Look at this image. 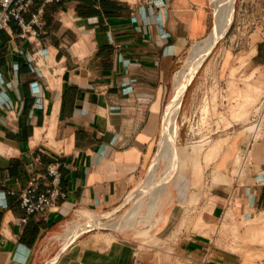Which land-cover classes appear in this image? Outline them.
I'll return each mask as SVG.
<instances>
[{"label": "crops", "instance_id": "crops-1", "mask_svg": "<svg viewBox=\"0 0 264 264\" xmlns=\"http://www.w3.org/2000/svg\"><path fill=\"white\" fill-rule=\"evenodd\" d=\"M40 5L38 40L22 37L16 19L0 33V264H39L53 251L51 236L57 264H155L154 245L111 231L82 234L63 249L58 242L76 214L118 205L152 161L175 74L214 28L210 0H36L32 9ZM234 12L179 114L176 210L207 212L214 229L264 222V0H237ZM196 146L222 147L216 157L199 155V177L184 168ZM51 163L67 195L22 222L20 193L33 177L46 190ZM195 225L163 239L175 262L264 264V240L246 245Z\"/></svg>", "mask_w": 264, "mask_h": 264}, {"label": "rangeland", "instance_id": "rangeland-1", "mask_svg": "<svg viewBox=\"0 0 264 264\" xmlns=\"http://www.w3.org/2000/svg\"><path fill=\"white\" fill-rule=\"evenodd\" d=\"M210 4L213 16H215L216 4H218V1L210 0ZM234 6L236 8L237 0H235ZM227 37L228 34L225 33L224 36L218 42H224ZM192 48L193 46L190 47V49L188 50L186 57L182 61L177 72L187 66L189 60L191 59ZM198 69L196 70L195 74L197 73ZM194 76L191 78L190 82L193 80ZM175 86L176 80L174 78L173 92ZM166 111L167 110L164 109V114ZM179 114L180 109L176 115V124L178 127V131L180 128ZM165 117L161 135L157 140V145L153 154V158L150 162L151 165L149 163L150 168L149 165L146 167L143 175L138 179V181L126 194V198H124L119 203L121 204L119 209L111 217L105 219V222L103 224L97 225L101 227H95L85 232L84 234L96 231H111L112 233L118 235L136 238L142 242L146 241L148 242V244L154 245L156 247L155 255L157 256V258L154 262L155 264H182V261L179 258H177V261L175 262V253H172L171 243L163 242V239L168 238L167 240L169 241L175 240L178 236V231L181 229V226H183L184 224H191L193 221L196 224V229L201 230L202 232L207 234L212 231H215L220 236H227L229 234L237 235L239 239L241 238V240L246 245H250V243H253L255 241L257 243H262L264 240V222H262L261 218H256L254 219V221H249V223L246 224L245 222L242 223L244 227L237 224H234L232 226L226 224L220 228L218 227L214 229L213 227H210L208 225L209 214L207 212H201L198 215H193V213L187 211L186 215H178L175 203L176 200L173 194V182L181 168L180 159L182 153L184 152V148L181 146V144H179L176 138L175 154L173 157H171L172 159L169 160V158L166 156H162L161 158H159V148L162 143V137L165 126ZM190 150L191 154L192 152L194 153L196 151V161L190 164H186L184 168L187 169L188 167H192L194 169L192 173L193 176L199 177L203 171V166L201 162H199V155L204 153L206 157L209 154H212L213 157H216L221 153L222 147L217 146L213 148H207L202 146H196L194 148H191ZM153 174L155 177L153 176ZM150 175H152V177ZM150 177H154L155 180L152 181L150 186L147 188V185L149 183L148 180H150ZM217 180H221V177L218 176ZM141 190H143L144 193ZM130 192L132 194V199L127 198ZM106 211L107 210L92 211V213L90 211H86L85 214L88 213L92 214L93 216H97L98 214L104 213ZM80 216L81 214L79 213L72 218V223L74 225H72L71 227L72 232H74L75 228L77 227V223H82L79 222L81 220L79 219ZM57 235H59V233ZM68 235L71 234L68 233ZM55 238V236H51L46 240L45 243L52 245V247L54 248L53 251L48 252L44 257H42L39 264H47L50 259L54 257L58 258L59 253L56 254L57 249H55V245L57 243H54V241L57 240ZM64 243L62 248H64Z\"/></svg>", "mask_w": 264, "mask_h": 264}, {"label": "built area", "instance_id": "built-area-1", "mask_svg": "<svg viewBox=\"0 0 264 264\" xmlns=\"http://www.w3.org/2000/svg\"><path fill=\"white\" fill-rule=\"evenodd\" d=\"M35 1L36 0H0V33L3 29L8 27L12 19H16L21 26L20 35L22 37L38 40L44 30L43 28L46 21H45L44 5H40L34 10L32 9V6L35 3ZM55 1H60V0H46V2H55ZM28 13H30L29 19L26 17ZM38 53L39 50H36L32 52L31 55H32V59L34 60L38 68L41 69V64L38 61ZM167 104H166V108H167ZM48 174L50 176V181H49V186L46 190L43 191L39 190L38 179L37 177H33L29 181L28 185L21 191L20 202L22 207L25 209V214L21 217L22 222H26L29 216L32 214L57 209L59 206L58 201L61 198L66 197L67 191L61 187L62 176L59 165L57 163L49 164ZM232 203H233V197H230L228 199V204L230 205ZM120 206L121 204L116 205L110 209H107L106 212L112 211L117 207L119 209ZM117 210H115V212ZM87 215L92 216V214L83 213L79 218L81 219L79 222H84L88 217ZM104 220L105 219H103L102 224L105 222ZM72 222L73 219L69 220L63 227V230L64 229L67 230V234L72 233L71 231V227L73 225ZM95 227H101V226L92 225L85 228L84 230L81 231V233L77 237L72 239L68 243V245L73 241H75L79 236H81L85 232ZM63 240L64 237L62 241ZM62 241L58 242L59 249H63ZM135 256L137 257V254H135Z\"/></svg>", "mask_w": 264, "mask_h": 264}, {"label": "bare ground", "instance_id": "bare-ground-1", "mask_svg": "<svg viewBox=\"0 0 264 264\" xmlns=\"http://www.w3.org/2000/svg\"><path fill=\"white\" fill-rule=\"evenodd\" d=\"M218 4H216V15H215V25L210 33L205 39L200 40L192 48L191 59L189 60L187 66L183 69H180L175 76L176 86H175V94L170 104L167 107L166 117H165V126L162 137V143L159 148V158L162 156H166L170 159L175 154V146H176V138L178 135V127L176 124V115L180 109L182 98L184 96L187 85L189 84L191 78L194 76L196 70L202 64L204 58L209 54V52L214 48L217 42L224 36L228 28L231 25L234 18V2L235 0H217ZM152 177V175H150ZM154 176V174H153ZM150 177L148 180L147 188L150 186L152 181L155 180V176L153 178ZM153 179V180H152ZM143 193L144 191L141 190ZM131 192L128 195V199L131 198ZM101 213L97 216H89L87 215L86 221L82 223H77V227L74 232L69 235L64 243V247L68 245V243L77 237L82 230L92 225L102 224L103 219L111 217L115 210ZM85 213V211H82ZM88 214V213H86ZM74 226V225H73ZM67 235V234H66ZM57 257L50 259L47 264H56Z\"/></svg>", "mask_w": 264, "mask_h": 264}]
</instances>
